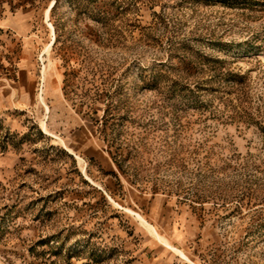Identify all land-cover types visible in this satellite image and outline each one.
<instances>
[{
    "label": "rangeland",
    "instance_id": "1",
    "mask_svg": "<svg viewBox=\"0 0 264 264\" xmlns=\"http://www.w3.org/2000/svg\"><path fill=\"white\" fill-rule=\"evenodd\" d=\"M15 14L0 264H264V0H0Z\"/></svg>",
    "mask_w": 264,
    "mask_h": 264
},
{
    "label": "crops",
    "instance_id": "2",
    "mask_svg": "<svg viewBox=\"0 0 264 264\" xmlns=\"http://www.w3.org/2000/svg\"><path fill=\"white\" fill-rule=\"evenodd\" d=\"M10 18H14L15 22H11L10 19L7 20V18H4L0 22V29L10 30L15 35L22 36L26 32V29L28 27V19L24 16V14H15L13 16H10ZM25 66L26 65H23V64L19 66L18 72H17L18 78H22L25 75V70H26Z\"/></svg>",
    "mask_w": 264,
    "mask_h": 264
},
{
    "label": "bare ground",
    "instance_id": "3",
    "mask_svg": "<svg viewBox=\"0 0 264 264\" xmlns=\"http://www.w3.org/2000/svg\"><path fill=\"white\" fill-rule=\"evenodd\" d=\"M53 5V2H51L49 4V7L46 9L45 11V14H44V17L45 19L47 18L48 16V11L49 9L51 8V6ZM48 26L50 27L51 31H52V25L50 23H47ZM53 34V33H52ZM52 41H53V36H51V41L48 42L45 46V51H48L49 48H50V45L52 44ZM148 229L150 230L151 233H153L157 238L161 239L163 242L167 243L166 239H164L161 235H159L152 227L148 226ZM181 255H183L181 252H180ZM182 257V256H181Z\"/></svg>",
    "mask_w": 264,
    "mask_h": 264
}]
</instances>
